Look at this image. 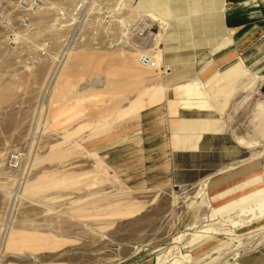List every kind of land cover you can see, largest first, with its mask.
Masks as SVG:
<instances>
[{
  "label": "rangeland",
  "instance_id": "rangeland-1",
  "mask_svg": "<svg viewBox=\"0 0 264 264\" xmlns=\"http://www.w3.org/2000/svg\"><path fill=\"white\" fill-rule=\"evenodd\" d=\"M136 1L0 0V264H237L264 247V214L244 212L250 176L264 185V146L205 178L233 158L228 141L172 149V119L219 113L169 101L188 83L162 62L177 17ZM243 93L211 100L241 103L246 132L255 96Z\"/></svg>",
  "mask_w": 264,
  "mask_h": 264
},
{
  "label": "crops",
  "instance_id": "crops-1",
  "mask_svg": "<svg viewBox=\"0 0 264 264\" xmlns=\"http://www.w3.org/2000/svg\"><path fill=\"white\" fill-rule=\"evenodd\" d=\"M186 1L189 4V13L180 5L174 8V3L180 0H137L134 8L152 18V15H161L159 13L163 7H170L172 17H177V24L170 25L161 41V45L170 50V56L162 62L171 65L170 68L166 67L171 79H187L188 83L178 86L185 88L180 93L181 97L169 101L177 102L179 108L189 113L201 112L200 106L195 105L197 100H209L207 110L219 113L217 116L172 119V149L188 157L191 153L220 151L217 147L225 146L227 141L234 148V156L229 162L220 161L207 168L202 167V173L197 171L198 177L202 175L205 178L222 173L221 170L227 163L247 159L252 153L259 151V148L251 150L247 147L258 144L264 146V0H205L202 8L200 0ZM188 16H192L191 19H186ZM158 32L157 25L153 39L158 37ZM201 80L206 83L216 80V84L205 89ZM236 84L241 85L234 88ZM244 90L247 92L245 99L252 94L255 96L250 107L246 109V132H242L244 116L239 114L242 111L241 103L236 101L233 107L226 109V102L211 100L215 92L235 96L243 95ZM166 105L171 113L168 103ZM229 113L233 117L229 118ZM261 154L264 156V150ZM195 165L188 164V169L199 170ZM250 177L252 180L248 185V193L256 202L244 212L252 211L263 215L264 185L259 183L256 174ZM236 263L264 264V247L240 254ZM129 264H142V259Z\"/></svg>",
  "mask_w": 264,
  "mask_h": 264
},
{
  "label": "built area",
  "instance_id": "built-area-1",
  "mask_svg": "<svg viewBox=\"0 0 264 264\" xmlns=\"http://www.w3.org/2000/svg\"><path fill=\"white\" fill-rule=\"evenodd\" d=\"M141 60L148 62V57L146 55H142L141 56Z\"/></svg>",
  "mask_w": 264,
  "mask_h": 264
}]
</instances>
